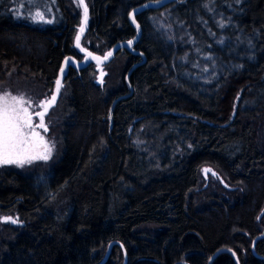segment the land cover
<instances>
[{
    "label": "trees",
    "instance_id": "16d2710c",
    "mask_svg": "<svg viewBox=\"0 0 264 264\" xmlns=\"http://www.w3.org/2000/svg\"><path fill=\"white\" fill-rule=\"evenodd\" d=\"M79 1L0 0V90L51 94L65 56L130 39L148 0H83L82 32ZM134 17L137 40L99 63L101 82L93 61L67 66L43 115L53 155L0 165V212L20 221L0 228V264L93 263L111 239L125 262L112 249L103 264H264L250 251L264 232V0ZM203 165L224 185L197 204Z\"/></svg>",
    "mask_w": 264,
    "mask_h": 264
},
{
    "label": "snow or ice",
    "instance_id": "6c2138e0",
    "mask_svg": "<svg viewBox=\"0 0 264 264\" xmlns=\"http://www.w3.org/2000/svg\"><path fill=\"white\" fill-rule=\"evenodd\" d=\"M80 3L83 5V0H80ZM84 15L86 21V5H84ZM80 31L82 32L83 28ZM76 40L79 43V35ZM94 58L100 59L99 57ZM55 83L58 92L60 81L57 80ZM55 99L56 97L53 95L51 101H40L36 106L38 108L44 107L46 111V105ZM32 103L31 99L25 100L23 96H13L9 92L0 95V164H23L25 161L31 162V159L37 158L28 155L32 138L38 136V133L33 131L32 113L25 107L26 104L31 105ZM35 115L40 119L38 127L46 130L43 123V112L37 111ZM42 158L47 159L48 157L44 155Z\"/></svg>",
    "mask_w": 264,
    "mask_h": 264
},
{
    "label": "rangeland",
    "instance_id": "374dc122",
    "mask_svg": "<svg viewBox=\"0 0 264 264\" xmlns=\"http://www.w3.org/2000/svg\"><path fill=\"white\" fill-rule=\"evenodd\" d=\"M79 1V0H76ZM80 2V1H79ZM83 10V9H81ZM82 12V11H81ZM82 27V26H81ZM80 28V27H79ZM166 34H168L167 28H166ZM97 77H96V82H101L102 77L104 75V69L102 67V64H97ZM5 92L11 93L13 96H23L25 100L31 99L33 102L31 105H25L26 108H28V111L32 113V123L34 125L33 131L38 133V136L32 138V142L30 145V150L28 155L32 157H37L35 159H31L32 161H35L37 159L39 160H46L43 159L42 157L44 155H47V159H49L54 152V140L51 136L47 134L48 130V122L45 120V117L43 118V123L46 126V130L44 128L38 127L40 124V119L35 115V112L39 111L41 109L38 108L36 105L40 101L47 100L51 94H46L43 97L36 99V98H31L27 93L24 91H12L11 89H5V90H0V95H3ZM44 115V114H43ZM25 163H29L25 161L23 164H17V163H11V165H24ZM2 165V164H0ZM200 173H199V178H198V183L196 187L193 188V190L190 192L192 193V197H194L195 201L197 204H202L210 200L212 197V194H215L218 192L220 189H223V181H221V174L219 171L212 166L209 165H203V167L200 168ZM210 197V198H209ZM8 218V219H6ZM4 223H11V224H17L20 223L18 220L17 214H2L0 212V228ZM143 229L144 231H147L148 233H153L157 231L159 228L154 225L153 223H143L138 225L137 229ZM104 250V246L98 248L99 253L102 254ZM114 252V259L116 260L117 263H122L123 262V253L121 252L120 248L118 246L113 248Z\"/></svg>",
    "mask_w": 264,
    "mask_h": 264
},
{
    "label": "water",
    "instance_id": "95a60500",
    "mask_svg": "<svg viewBox=\"0 0 264 264\" xmlns=\"http://www.w3.org/2000/svg\"><path fill=\"white\" fill-rule=\"evenodd\" d=\"M169 1H173V0H148V1L140 2V4L134 6L130 10L128 17H129V20L131 21L132 25L136 28L135 34L132 37H130V39H127V40L119 39V41L114 42L108 48L106 53L101 54V53H98V52L96 53V52H93V51H91L89 49H86V50L82 51L83 52V56L82 57H77L76 55L74 56L72 54H69V55L65 56L64 59L61 62V67H60V69H59V71L57 73V78L54 81L53 91H52L51 95L49 96V98H47V100H44V101H51V98H52L53 95H55V97H57L59 91L58 92L56 91L57 85H56L55 82L57 80H59L60 83H61L62 78H63V74H64V72H65V70H66L68 65H72L74 67H82V66L86 65L88 61H93V62H95L97 64L106 62L121 47L131 51V44L134 41L137 40V38H138V36L140 34V28H139V25H138L137 21L135 20L134 14H136L137 12H139L140 10L145 9V8L162 6L163 3H166V2H169ZM81 7L83 8V16H82L83 20H82V25H81L82 27L81 28L84 29L85 25H86L85 15H84V4L83 5L81 4ZM79 35H80V33H79ZM75 41H76V45L78 46L77 40H75ZM129 42H131V43H129ZM109 53H110V55H109ZM94 57H99L100 59L97 60ZM59 89H60V87H59ZM54 103H55V101H52L51 103H48L46 105V111ZM39 111L43 112V114L46 112L44 107H41V109ZM262 238H264V232L256 234L251 239L250 251H251V254H253L255 257H258V258L263 260L264 259V255L259 254L256 251L255 246H254L255 242L258 239H262ZM114 246H118L120 248L121 252L123 253V263H124L125 262V258H126V252H125V246H124L123 242L118 240V239L117 240L116 239H111V240H108V242L104 246V250L102 252L103 254L95 262L86 263V264H103L106 261V259L110 256L111 250L113 249ZM184 264H187V263H184Z\"/></svg>",
    "mask_w": 264,
    "mask_h": 264
},
{
    "label": "flooded vegetation",
    "instance_id": "af4514ba",
    "mask_svg": "<svg viewBox=\"0 0 264 264\" xmlns=\"http://www.w3.org/2000/svg\"><path fill=\"white\" fill-rule=\"evenodd\" d=\"M102 247H103V246H102ZM114 247H116V246H114ZM114 247H113V248H114ZM102 254H103V253H102ZM102 254H101V255H102Z\"/></svg>",
    "mask_w": 264,
    "mask_h": 264
}]
</instances>
